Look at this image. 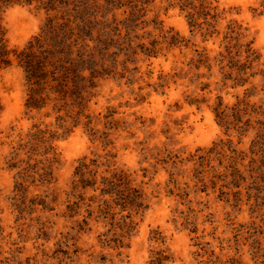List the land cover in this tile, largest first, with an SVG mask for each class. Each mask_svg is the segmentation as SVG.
I'll list each match as a JSON object with an SVG mask.
<instances>
[{
  "label": "rangeland",
  "instance_id": "rangeland-1",
  "mask_svg": "<svg viewBox=\"0 0 264 264\" xmlns=\"http://www.w3.org/2000/svg\"><path fill=\"white\" fill-rule=\"evenodd\" d=\"M45 1L1 8L13 52L56 14ZM218 1L216 27L173 0H152L132 26L119 11L108 74L80 118L29 111L12 56L0 71V264H149L159 249L170 264H260L264 0Z\"/></svg>",
  "mask_w": 264,
  "mask_h": 264
},
{
  "label": "trees",
  "instance_id": "trees-1",
  "mask_svg": "<svg viewBox=\"0 0 264 264\" xmlns=\"http://www.w3.org/2000/svg\"><path fill=\"white\" fill-rule=\"evenodd\" d=\"M35 1L0 0V71L11 65L15 55L25 72V105L29 111L49 109L69 117L78 114L80 118L79 112L88 107L98 80L108 74L109 50L115 40L112 32L118 26L115 22L119 11L128 13L126 23L132 26L139 16L146 15L152 0H47L44 8L56 14L47 17L40 33L22 50L13 52L1 8ZM173 4L186 13L190 23L201 28L218 26L227 13L218 0H173ZM2 108L0 103V113ZM171 262V256L159 249L152 252L149 264ZM260 264H264V256Z\"/></svg>",
  "mask_w": 264,
  "mask_h": 264
}]
</instances>
